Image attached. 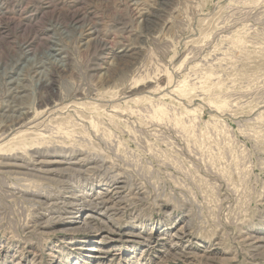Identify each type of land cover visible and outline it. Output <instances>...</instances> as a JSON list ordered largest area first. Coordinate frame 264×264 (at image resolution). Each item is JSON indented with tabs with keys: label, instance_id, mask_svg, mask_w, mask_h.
<instances>
[{
	"label": "rangeland",
	"instance_id": "374dc122",
	"mask_svg": "<svg viewBox=\"0 0 264 264\" xmlns=\"http://www.w3.org/2000/svg\"><path fill=\"white\" fill-rule=\"evenodd\" d=\"M263 240L264 0H0V264H264Z\"/></svg>",
	"mask_w": 264,
	"mask_h": 264
},
{
	"label": "bare ground",
	"instance_id": "6f19581e",
	"mask_svg": "<svg viewBox=\"0 0 264 264\" xmlns=\"http://www.w3.org/2000/svg\"><path fill=\"white\" fill-rule=\"evenodd\" d=\"M15 85V84H14ZM29 165V164H28ZM14 166H16V165H14ZM21 167V166H20ZM19 168V167H18ZM25 168V167H24ZM23 168V169H24ZM31 168V167H30ZM21 169V168H20ZM71 169H74V168H71ZM78 169V168H77ZM62 171H64V170H62ZM74 171H79V170H74ZM52 174V173H51ZM108 192V191H107ZM102 194V193H101ZM73 197H75V196H73ZM103 197H106V196H103ZM78 198V197H77ZM72 199V198H71ZM81 199V198H80ZM95 199H97V198H90V200L87 202V203H85V202H82V203H78V204H76V203H72V201H70L71 202V204H69V206H68V208H70V209H75L76 207H79V211L80 212H82V210L84 209V208H86V207H92V208H94V209H96V210H98V211H105V210H108L107 208L108 207H113L111 204H110V199H109V197L107 198H105V200H102V201H98V200H95ZM79 201V200H78ZM89 205V206H88ZM86 214V213H85ZM102 214L101 213H96V214H91L90 213V215L88 216V215H84V216H82V217H80L79 219H74L72 222L73 223H77V226H80V227H84L83 229H86V230H90V231H93L95 234H96V236L97 237H99V240H104V238L106 237L105 236V233L104 232H102V231H99V228H97V229H92V227H97L96 225H98V223L96 222V224L95 225H92L91 223H89V222H91V221H93L94 219V221H96V220H98L99 221V225H105V224H107V222L105 223L104 222V219H103V217L101 216ZM84 225V226H83ZM180 231H182V230H180ZM107 238H109V237H107ZM163 238V237H162ZM258 240H260V239H258ZM262 240V239H261ZM254 241V240H253ZM264 241V240H263ZM100 250V249H99Z\"/></svg>",
	"mask_w": 264,
	"mask_h": 264
}]
</instances>
